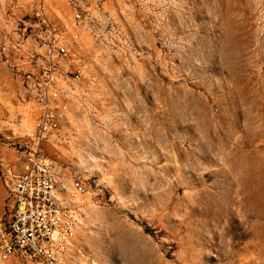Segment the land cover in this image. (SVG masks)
<instances>
[{
    "label": "rangeland",
    "instance_id": "1",
    "mask_svg": "<svg viewBox=\"0 0 264 264\" xmlns=\"http://www.w3.org/2000/svg\"><path fill=\"white\" fill-rule=\"evenodd\" d=\"M36 1L0 15L11 133L39 111L18 50L36 45L24 30ZM88 1L76 27L69 0H45L85 86L64 128L72 141L47 146L82 220L68 264H264V0ZM22 156L0 147L4 166ZM11 205L0 174V214Z\"/></svg>",
    "mask_w": 264,
    "mask_h": 264
},
{
    "label": "built area",
    "instance_id": "2",
    "mask_svg": "<svg viewBox=\"0 0 264 264\" xmlns=\"http://www.w3.org/2000/svg\"><path fill=\"white\" fill-rule=\"evenodd\" d=\"M17 1L1 0L0 15L11 17ZM86 3L85 7L79 0H69L76 27L91 20L89 1ZM32 16L34 22L24 21V30L30 27L29 38L36 45L27 49V42L22 40L18 50L21 63L28 65V69H21L25 91L39 111L33 128L25 133L0 130V147H12L23 155L22 169L0 163V174L12 200L11 214H0V262L68 264L82 220L77 202L60 185L47 146L72 141L64 128L69 124L70 106L79 100L78 92L84 86L83 72L70 70V43L63 26L50 18L45 0L35 2ZM72 186L84 195L91 185L86 178L76 177Z\"/></svg>",
    "mask_w": 264,
    "mask_h": 264
},
{
    "label": "crops",
    "instance_id": "3",
    "mask_svg": "<svg viewBox=\"0 0 264 264\" xmlns=\"http://www.w3.org/2000/svg\"><path fill=\"white\" fill-rule=\"evenodd\" d=\"M21 162L23 163V160ZM21 162L15 163V165L13 164L12 167L17 168V169H22L23 164H21Z\"/></svg>",
    "mask_w": 264,
    "mask_h": 264
}]
</instances>
